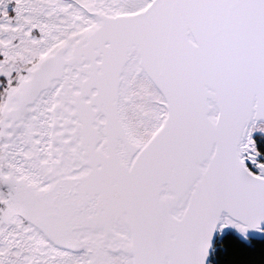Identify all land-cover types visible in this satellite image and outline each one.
Listing matches in <instances>:
<instances>
[{"label": "snow or ice", "instance_id": "snow-or-ice-1", "mask_svg": "<svg viewBox=\"0 0 264 264\" xmlns=\"http://www.w3.org/2000/svg\"><path fill=\"white\" fill-rule=\"evenodd\" d=\"M0 264H264V0H0Z\"/></svg>", "mask_w": 264, "mask_h": 264}]
</instances>
